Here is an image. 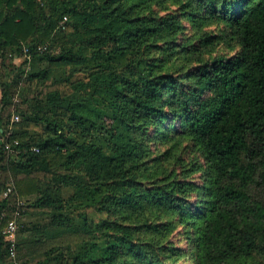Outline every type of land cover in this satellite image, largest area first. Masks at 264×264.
<instances>
[{"label": "trees", "instance_id": "obj_1", "mask_svg": "<svg viewBox=\"0 0 264 264\" xmlns=\"http://www.w3.org/2000/svg\"><path fill=\"white\" fill-rule=\"evenodd\" d=\"M164 1L180 12L142 13ZM182 18L222 25L237 51L203 59L223 37L201 34L182 44L195 65L164 70L152 52H175ZM23 56L12 79L0 75V261L11 173L49 217L28 225L30 242L80 237L21 264H264V0H0L2 65ZM48 81L58 86L11 127L21 84ZM175 136L204 156L202 183L153 166L155 140Z\"/></svg>", "mask_w": 264, "mask_h": 264}, {"label": "rangeland", "instance_id": "obj_2", "mask_svg": "<svg viewBox=\"0 0 264 264\" xmlns=\"http://www.w3.org/2000/svg\"><path fill=\"white\" fill-rule=\"evenodd\" d=\"M179 12L180 8L177 4L166 1H164V3L153 5L151 12L142 11L143 14L153 13L157 15H172L178 14ZM182 20L186 27L184 31L176 38V40L173 41L172 46L175 52L171 53V51H160V49L152 52V56L168 60L164 70L174 72L175 74H183L190 66L195 65L196 62L186 64L185 60L187 55L184 50H182V44L186 45L190 43L191 40L195 41L194 43L199 44L201 42L199 41L201 34L212 35L214 41H218L216 40L217 38L223 37V39H220V43L216 44L215 47L211 49L210 53L202 56L203 59H210L218 55L231 56L237 51L238 47L235 45L234 41L231 42L228 40L222 25L211 24L200 26L195 23L192 24L190 20L186 18H182ZM196 35L199 36L196 37ZM230 44L235 46L230 47ZM23 59L24 56L22 58H15L10 62L7 61L5 62V67L2 65V61L0 59V75L2 76L1 80L5 81L6 79H12L16 73H19L21 71L19 69L21 68ZM57 86L58 85H55L52 81H48L45 85H39L37 82H23L18 89V93H15L14 97L12 98V104L6 107V114L11 113V127L18 126L17 124L22 122V117L19 113V110H30L33 99L43 98L49 90ZM23 100L25 102H23ZM17 116L19 117L18 120ZM30 129L32 132L38 133L44 130L43 126L35 125H31ZM153 158V166L156 169L161 167V170L165 171L166 174L171 173L172 171L174 174H176L174 179H179L184 182L202 183L203 179L205 178H203L205 174V168L201 169V164L205 163L204 156L189 139L176 136L167 140L156 139ZM4 177H1L0 179L3 181ZM144 181L148 184V180ZM6 185L7 187H12L13 190L8 193L6 187L3 190L1 197H7L12 201V205H15L13 211L10 212L11 216L15 215V213L19 211V230L17 233V238L20 243L18 250L19 259L23 261L25 259H32L37 253L43 251L46 247H49L52 244H60L63 242L65 244L72 243L75 246V244L80 240L79 236H70L67 237V239H63L62 241L56 240V242L49 243L48 245L43 243L35 245L34 243L30 242L29 239L34 234V232L32 230H28V225L35 224L41 227V225L47 223L49 217L40 216V212L30 206V203L33 199L32 197L20 198L17 195L13 174L8 173ZM189 198L191 201H197V195L195 194H191ZM88 211L90 217L95 220H99L106 216L104 214L97 213L93 209H89ZM173 239L176 241L177 245H183V236L179 228L177 229Z\"/></svg>", "mask_w": 264, "mask_h": 264}, {"label": "built area", "instance_id": "obj_3", "mask_svg": "<svg viewBox=\"0 0 264 264\" xmlns=\"http://www.w3.org/2000/svg\"><path fill=\"white\" fill-rule=\"evenodd\" d=\"M67 20V17L62 21V24ZM27 51V49H26ZM19 117L17 116V120ZM5 150L12 151L11 145L6 144ZM13 190L12 187H7V192H11ZM18 216L19 211L15 213V215L12 216V218L8 221L7 225L5 226L3 230V234L5 236V240L9 243V252L7 255V259H4L3 261H0V264H21L18 260V253H17V233L19 230L18 225Z\"/></svg>", "mask_w": 264, "mask_h": 264}]
</instances>
